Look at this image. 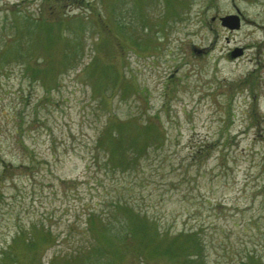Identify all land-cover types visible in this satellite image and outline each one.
Segmentation results:
<instances>
[{
    "label": "rangeland",
    "instance_id": "rangeland-1",
    "mask_svg": "<svg viewBox=\"0 0 264 264\" xmlns=\"http://www.w3.org/2000/svg\"><path fill=\"white\" fill-rule=\"evenodd\" d=\"M1 47L0 264H264V0H0Z\"/></svg>",
    "mask_w": 264,
    "mask_h": 264
},
{
    "label": "trees",
    "instance_id": "trees-1",
    "mask_svg": "<svg viewBox=\"0 0 264 264\" xmlns=\"http://www.w3.org/2000/svg\"><path fill=\"white\" fill-rule=\"evenodd\" d=\"M44 22H45L44 20H34L31 23L34 26H39L38 28H41L40 25H43L46 23ZM13 37H15L16 41L19 40V37H17V35L16 36L12 35L10 36L11 41L14 40L12 39ZM8 43L9 41L4 42V46L7 45ZM4 51L5 50H2V47H1L0 53H3ZM115 122L117 123L120 122V123L119 124L116 123L117 127L111 128L110 133L107 138L108 140H110L109 143L107 144V146H110L109 148L110 156L107 159H105L108 166L111 165L112 159H115L116 161L118 160V163L126 164V165H128L129 162L131 163L134 162L136 158L139 157V155H142L144 153L143 149L146 148V145H147L146 144L147 142L145 141V139H152L156 143H159V146L162 145L168 139L164 127L162 128V126L159 125L158 122L154 121V119H151L148 116H146V119L143 121L136 116H131L125 120L115 121ZM125 125L126 127H130L132 130H134L133 132H135V135L132 134V136L129 138L130 144L132 146V147L129 146V148L123 147L122 145L124 139L121 135L120 128ZM203 146L208 147V145L206 146L203 145ZM196 153H198L197 150L193 152V155L197 157L198 154L196 155ZM94 156H97V155L95 154ZM207 201L206 203L208 204L209 201L208 202ZM109 205L113 208H124V209L133 208L128 203L127 198L123 197V193L119 194L118 198L113 197L109 201L106 207L109 208L108 207ZM87 208H95V207H92L90 204H88ZM136 215H137L136 217L128 219L127 226L123 234L121 235V237L117 235L115 236L116 239L117 237L119 238L120 242L125 243V241H127V245H128V242H131L130 238L132 236L138 233L144 232L143 222L139 219V217H142V215L140 216L138 212H136ZM89 217H90L89 219H92L93 213L89 214ZM104 223H107V222H104ZM102 226L107 227L105 224Z\"/></svg>",
    "mask_w": 264,
    "mask_h": 264
},
{
    "label": "water",
    "instance_id": "water-1",
    "mask_svg": "<svg viewBox=\"0 0 264 264\" xmlns=\"http://www.w3.org/2000/svg\"><path fill=\"white\" fill-rule=\"evenodd\" d=\"M220 23L229 29H234L239 27V18L233 14H226L219 17Z\"/></svg>",
    "mask_w": 264,
    "mask_h": 264
}]
</instances>
